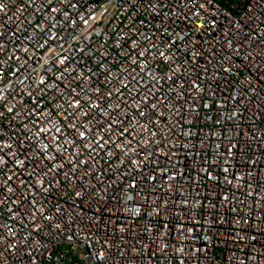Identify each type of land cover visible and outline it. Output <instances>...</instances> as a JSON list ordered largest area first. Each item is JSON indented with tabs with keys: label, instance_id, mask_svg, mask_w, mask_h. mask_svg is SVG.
Masks as SVG:
<instances>
[{
	"label": "built area",
	"instance_id": "1",
	"mask_svg": "<svg viewBox=\"0 0 264 264\" xmlns=\"http://www.w3.org/2000/svg\"><path fill=\"white\" fill-rule=\"evenodd\" d=\"M0 2L5 6L0 12V32L7 38V55L13 57L6 60L0 56L8 73L0 81L4 97L0 100V141L4 143L0 146L5 152L17 153L5 156L10 161L5 171L14 169L15 161L25 155L31 159L43 143H52L51 134L47 140L35 135L37 126H50L46 123L49 119L64 125L65 133L78 140L66 127L68 121L59 107L69 104L64 85L75 86L80 96H85L82 86L102 107L99 96L113 108L120 105L111 116L86 104L82 110L67 108L75 113L73 122L86 125L82 131L93 129V139L105 135L107 127L97 121L122 119L126 112L135 114V106L144 98L157 102L154 92L173 105L170 111L160 101L156 109H146L153 123L140 128L142 135H136L139 144L111 145L110 153L106 146L91 157L81 145L79 151L87 163L80 165L73 180L60 176L49 193L37 197L44 206L43 215L52 216V221L43 220L39 213L23 221L19 216L9 219L7 207L17 208L11 203L0 211V223L16 229L15 239L10 241L15 249L0 244L4 251L0 264H264V224L258 223L264 217V62L257 72L255 64L243 59L247 34L264 33V0H215V10L211 5L201 10L209 21L207 31L192 28L186 19L192 15L187 2L181 5L179 0H164L166 6L155 9L143 0H53L52 7L60 10L51 14L58 22L56 28L49 23L48 0ZM65 13L71 18L68 22ZM229 21L242 23L234 41L242 47L241 53L225 60L231 50L221 48L217 41L231 28ZM50 36H56L57 41L45 44ZM174 40L179 41V48H169ZM25 47L28 53L23 52ZM193 53H199L198 62L183 63ZM61 56L71 63L60 65ZM221 65L231 66L232 72L225 73ZM178 66L180 71L173 73ZM185 67L187 75L183 74ZM17 68L19 72L12 76ZM64 68L72 69L71 75L77 79L71 84L62 79L57 82L59 88L50 87ZM88 70L91 80L78 76ZM168 75L178 77L175 84ZM41 76L45 78L42 85ZM193 81L200 89L193 87ZM90 86L98 88L99 94ZM34 89L33 98L28 93ZM116 89H121L119 96ZM10 107L14 108L11 113L7 111ZM34 109L40 115H35ZM232 112L238 115L228 118ZM148 129L156 136L151 137ZM112 140L120 143L118 134H113ZM230 144L238 146L231 156L227 152ZM145 149L153 154L148 156ZM34 166L26 161L22 167L27 172ZM169 176L173 179H167ZM225 176L231 183L225 182ZM13 187L16 193L12 199H17L21 189L18 183ZM74 188L81 192L80 197L73 195ZM224 195L229 197L227 201H222ZM21 207L28 212L30 205L23 201ZM26 233L31 234L25 241ZM4 235L11 234L5 230ZM99 252L104 253L103 260L98 259Z\"/></svg>",
	"mask_w": 264,
	"mask_h": 264
},
{
	"label": "snow or ice",
	"instance_id": "2",
	"mask_svg": "<svg viewBox=\"0 0 264 264\" xmlns=\"http://www.w3.org/2000/svg\"><path fill=\"white\" fill-rule=\"evenodd\" d=\"M60 3H67L68 0H58ZM143 2L152 9H155L157 5H159L161 8L165 7L164 0H143ZM185 2H187V6L189 10L191 11L192 15L191 17H186L188 19L189 23L192 25V28L198 31H207L209 27V21L207 19L203 18L202 9H205L208 5H211L213 10L216 9V3L215 0H204V2H200V0H179V4L183 5ZM53 0H48V8L47 11L49 12V15L51 19L49 20V23L52 28H56L58 26V22L55 20V17L51 14L53 13H59V9L56 7H52ZM69 6L75 7L74 4H70ZM5 11V6L2 2H0V12ZM66 22L70 21V16L65 13ZM175 15V13H173ZM84 23H87V20L85 18H81ZM227 19V17H225ZM231 24V28L227 30L224 33V37L222 40H218L217 42L220 43L221 48H224L225 46L231 50V55H226L224 57L225 60H231L234 56L241 53V47L242 45L234 43L236 37H235V31L240 30L243 25L240 22H233L229 21ZM71 24H75V21H71ZM211 26L213 28L217 27L215 19L212 20ZM2 27V25H0ZM14 38H16V34H12ZM179 37V40H182L183 37L177 34ZM231 37V38H230ZM259 37V39H257ZM87 39V37H85ZM246 39L248 41V45L246 47V51L244 53L243 59L247 60L250 64L256 65V70L259 72L261 70V62H264V33H256V36H253L251 33H248L246 36ZM6 36L4 32H0V56H4L6 60H11L13 57L7 55V43H6ZM49 40L57 41L56 36H50L48 40L45 41V44H48ZM173 45H175L177 48H179V41L174 40L169 42V48H171ZM252 45H255L256 47L253 48ZM57 47H60L59 43L56 44ZM41 48L44 47V45H40ZM185 47H188V45H185ZM18 50V49H17ZM29 49L27 47L23 48L24 53H28ZM49 51L51 52L52 49L50 48ZM82 51V49H81ZM141 57H143L144 53L142 52ZM160 56H165L164 52H160ZM199 53H193L192 56H186L183 63L187 64L188 60H192L193 64H196L198 62ZM15 59L19 60L21 59L20 56H16ZM168 60H171V57H168ZM71 63L69 58L67 56H61L59 59V64L64 65L65 63ZM4 61L0 60V81H3L8 76V73L4 71V68L2 67ZM25 63H28V60H25ZM45 63H48V61H45ZM222 70L225 73H231L232 68L231 66L228 68H223L221 65ZM51 67L49 68V71H51ZM72 69L70 68H64L60 71L59 75L55 77L53 84L50 85V87H57L59 88L60 85L57 83L58 81L62 79H68L70 84L75 81L77 78L73 77L71 75ZM179 66L177 68L172 69L173 73L179 72ZM17 72H19V68L15 69L11 72L12 76H16ZM65 72L68 73V76H65ZM188 68L185 67L183 69V74L187 75ZM78 76H84L86 80L92 79L91 70H88L87 73H78ZM168 80L171 81L173 84H175L176 79L178 77H175L173 75H168ZM135 79V78H134ZM153 79H156L153 77ZM157 82H159L157 80ZM21 84L24 83L23 80L20 81ZM45 78L43 76L40 77L39 84H44ZM123 87L126 89L128 88L127 84H124ZM193 87L196 89H200V85L195 83L193 81ZM92 92L99 94L100 90L98 88H91ZM67 90L69 93L68 105H60L61 114L64 115V119L68 121L66 127L71 129L73 133H76V136L78 138L74 139L70 135L66 134L64 131V125H58L57 123L53 122L51 119L47 120L46 123L50 125L49 127H39L37 126L35 135L38 139L47 140L49 134H51V140L52 143L49 144L47 142L43 143L42 146L39 147V151L33 155L31 159L25 155V159H17L15 161V168L14 169H7L5 171L4 166L8 164L10 161L5 159V156H15L17 155L16 152H5L4 147L0 146V173H3V175H0V211H2L9 203L17 205V208L13 207H7V214L8 218L12 219L17 216L21 218V221L28 219L29 217H35L37 213L40 214V217L45 221H52V216H44V206L43 204L37 199L38 196H41L43 194L49 193L51 189H53L54 185L59 183V177L63 176L65 180L71 182L73 178L75 177V174L77 170L79 169L81 164H86L87 161L82 159L83 153L79 151L81 145H83L84 149L86 150L87 154L91 157L93 152L97 150H104L106 146L108 147V151L110 153L111 151V145H115L117 148H122L125 142L129 147H131L134 144H139L140 141L136 139L137 134L140 133V128L147 127L148 124L153 123V121L150 119L148 112L146 109L150 107L151 109H156L158 107V104L160 101L164 102V106L168 107L171 111L173 105L169 103L167 99L163 96H159L158 92H154L153 95L158 97V100L156 103H151L148 98H144L141 103L137 104L134 108V113H124L122 119H111V120H105V121H97L98 124L103 127L104 124L107 125L105 129V135L99 136V138L93 139L91 133L93 132V129H88L87 131H82L81 128L86 127L84 123L77 124L72 121V117L75 115V113L68 112L67 108L72 107L77 110H82L86 106L89 109H97L100 110V112L103 115L111 116L112 113L118 112L120 105L117 104L115 108H113L111 105L107 103V99L103 96H99V99L103 101L104 107H102L101 103L96 102V99L92 95L88 94V90L84 89L81 86V91L85 92V96H80V94L76 91V87L72 86L69 87V85H64V89ZM169 91H172L171 87L169 88ZM250 91H254V89H250ZM3 92V89H0V93ZM36 89H34L32 92H29L28 95L30 97L35 96ZM121 92V89H116V95L119 96ZM112 92L108 93V98L112 97ZM129 95H132L131 92H129ZM183 95V93H178V96ZM79 97V98H78ZM3 95H0V100H3ZM84 101L85 103H82ZM133 101L135 103V97H133ZM243 101H241L242 103ZM123 103L126 105L127 102L123 101ZM38 104V101H37ZM14 108L10 107L7 109L9 113L13 112ZM177 111H179V108H177ZM35 115H40V113L37 110H33ZM19 114V113H17ZM81 114L84 116H87V112L81 111ZM31 115V114H30ZM163 115V114H161ZM238 115L236 112H232L231 116L228 118H235ZM0 116H3V113L0 112ZM140 118H143V122ZM165 123L167 122V117L164 118ZM35 123V121H33ZM155 123H160V121H155ZM139 126V127H138ZM27 128V125H25ZM170 127V126H169ZM149 134L151 137L156 136V132L152 131L151 129H148ZM118 134V139L120 141L119 144L116 143V141L112 140V135ZM239 135V133H237ZM254 135V134H253ZM92 141L91 143H87V141ZM79 141V143H78ZM3 141H0V145H3ZM23 144V141L21 142ZM147 143V142H145ZM7 147L9 149L12 148L11 144H8ZM238 146L236 144H230L227 152L228 155H233V149H236ZM71 149V151H70ZM127 151V149H124ZM135 149H133L134 151ZM148 153V156H151L153 153L150 150L145 149ZM240 151H243L240 149ZM147 159V157H146ZM34 163V168L30 171L25 172L23 167L26 163ZM44 161H48L49 163H44ZM132 163H137L135 160H132ZM224 163L227 165L229 163L228 160H225ZM256 161H252V165L255 166ZM67 165V170H65ZM36 169H39L37 171ZM166 171V170H165ZM202 171L205 172L206 175L209 176V178L215 179L211 176V173L207 172V169H203ZM225 173L229 171L228 167H225L223 169ZM261 171H264V168L261 169ZM8 172H11V174H7ZM69 173H72V175H69ZM82 179V178H81ZM167 179H173V177L169 176ZM167 182V181H166ZM225 182L231 183V181L228 180L227 176H225ZM14 183H18L21 192L20 197L17 199H12L13 196H15L16 188L13 187ZM132 187H135V185H132ZM251 187V186H249ZM73 195L75 197H80L81 192L75 191V188L73 189ZM129 200L132 199L131 196L128 197ZM229 197L227 195H224L222 197V201H227ZM261 199H264L262 197ZM23 201H27L30 205L28 212H23V208L21 207ZM260 201L258 200L257 203ZM39 205V207H37ZM214 208L215 205H212ZM19 209V210H17ZM61 209L59 207L56 208V212L60 213ZM137 211L139 209L137 208ZM32 224H36V220H31ZM244 223L247 224L248 220L245 219ZM259 224H264V217H261ZM56 227L59 228L60 225L56 224ZM5 230L10 233L11 235L7 238L4 235ZM40 228L36 227L34 231H39ZM123 231V228L121 229ZM31 233H26L23 235L22 239L27 240L28 236ZM16 235V229L11 224L6 223H0V244H3L5 248H11L15 249L16 245L12 244L10 241L15 239ZM71 239V236L68 237ZM255 239V237H253ZM147 247V245H145ZM4 255L3 249H0V256ZM104 253L99 252L98 253V259L103 260Z\"/></svg>",
	"mask_w": 264,
	"mask_h": 264
}]
</instances>
